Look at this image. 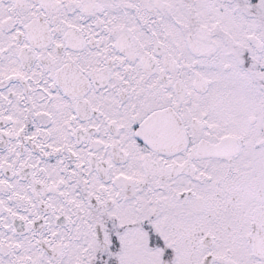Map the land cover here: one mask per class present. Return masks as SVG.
<instances>
[{"label":"snow or ice","instance_id":"6c2138e0","mask_svg":"<svg viewBox=\"0 0 264 264\" xmlns=\"http://www.w3.org/2000/svg\"><path fill=\"white\" fill-rule=\"evenodd\" d=\"M0 264H264V0H0Z\"/></svg>","mask_w":264,"mask_h":264}]
</instances>
